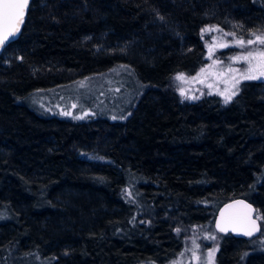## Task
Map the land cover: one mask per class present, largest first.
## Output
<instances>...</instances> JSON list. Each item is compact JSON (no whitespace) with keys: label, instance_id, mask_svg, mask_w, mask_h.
I'll list each match as a JSON object with an SVG mask.
<instances>
[{"label":"trees","instance_id":"trees-1","mask_svg":"<svg viewBox=\"0 0 264 264\" xmlns=\"http://www.w3.org/2000/svg\"><path fill=\"white\" fill-rule=\"evenodd\" d=\"M207 24L255 40L264 0H29L0 54V264H164L235 197L261 230L219 234L218 251L239 241L264 264V80L227 102L183 101L170 86L204 63ZM110 79L90 112L31 102ZM129 80L139 95L110 113Z\"/></svg>","mask_w":264,"mask_h":264},{"label":"rangeland","instance_id":"rangeland-1","mask_svg":"<svg viewBox=\"0 0 264 264\" xmlns=\"http://www.w3.org/2000/svg\"><path fill=\"white\" fill-rule=\"evenodd\" d=\"M200 32L205 47L204 63L191 74L183 72L175 73L170 83V86L176 91L181 100L191 101L203 95H217L222 102H227L237 94L241 82L246 80H264V76H261L259 72L248 73V63L245 60L241 59L236 61L230 59V57L237 55L243 56L249 51L256 53L264 50V45L259 43L247 45V41L249 39H254V37H239L232 31L221 29L215 24L204 25ZM257 36H264V34H259ZM241 39L245 42L244 47L239 46L237 43ZM252 63L255 65L257 61L253 60ZM229 69H232V71H229ZM249 74L255 75L257 78H245ZM109 75L112 76L110 73ZM179 75H183L184 78L182 80L176 79ZM110 81H112V79L105 83L106 87H104V81L95 82L80 80L78 81L79 84L76 82L68 85L69 87H51L52 89L50 90L57 93V96H52L53 99L50 100V98L47 97L41 99L38 97L31 99V102L34 105L39 101V104L43 108L57 111L62 115L74 113L77 104H89L83 107L90 112L92 111L90 107H104L99 106V100L101 99V95H104L105 92L107 93L105 88L107 89L112 86V84L109 85ZM81 82H83L82 85ZM119 85L121 88H114V102L112 101L113 103L109 107H106L110 113L115 111V107L118 109V112H121L122 106L120 105H125L133 100L135 96L139 95V92H136L133 88L135 85L134 81L129 80L128 83L125 81L123 85ZM42 92H44L45 95L49 93L46 90ZM62 92H64V94ZM64 95L70 96L73 101L70 102L64 100V98L61 99L60 96ZM73 105H75V107H73ZM256 216L261 220L262 217L259 214L256 213ZM206 227L208 226L205 225L200 228L193 227L184 241V247L180 254L172 261L164 264H223V259L218 256L221 254L228 256L230 253L231 256L225 264H252L256 259L258 252L251 253L242 249L239 241H237L236 244L230 243L232 252H225L223 250L220 253V251H218L220 235L214 231L213 226H211L210 230ZM258 240H261L260 237L257 241H254V243H257ZM227 244L228 241L225 242V246H227ZM209 253H211V255H209Z\"/></svg>","mask_w":264,"mask_h":264},{"label":"water","instance_id":"water-1","mask_svg":"<svg viewBox=\"0 0 264 264\" xmlns=\"http://www.w3.org/2000/svg\"><path fill=\"white\" fill-rule=\"evenodd\" d=\"M27 8L28 5L24 11L22 22L19 24V30L0 46V53L6 45L14 41L18 36L26 17ZM256 213L253 203L242 197H235L225 201L218 207L213 218L212 226L220 235L229 234L235 238L249 240L256 237L261 230L260 219H257ZM249 215L251 217L250 220L248 219ZM252 221H255L254 225ZM221 228L225 230L221 231ZM246 231H251V235H245L244 232Z\"/></svg>","mask_w":264,"mask_h":264},{"label":"snow or ice","instance_id":"snow-or-ice-1","mask_svg":"<svg viewBox=\"0 0 264 264\" xmlns=\"http://www.w3.org/2000/svg\"><path fill=\"white\" fill-rule=\"evenodd\" d=\"M27 5L28 0H0V46H2L10 36L14 35L15 32L19 30V24L22 22L24 11ZM237 43L241 47L245 46V42L242 39ZM254 43L264 45V36H257L255 40L249 39L247 41V45H252ZM230 59L236 61L243 59L248 63V73L259 72L261 76H264V50L256 53L249 51L243 56L237 55L230 57ZM253 60L257 61L255 65L252 63ZM229 71H232V69H229ZM183 78V75L176 77V79L179 80H182ZM245 78L256 79L257 76L249 74ZM82 84L83 82H81V85ZM73 107H75V105H73ZM248 219H251L250 215L248 216ZM257 219H259V217H257ZM252 224L254 225L255 221H252ZM220 230L224 231L225 229L221 228ZM176 231L179 232L180 229H176ZM244 234L251 235V231H246ZM209 255H211V253H209Z\"/></svg>","mask_w":264,"mask_h":264},{"label":"bare ground","instance_id":"bare-ground-1","mask_svg":"<svg viewBox=\"0 0 264 264\" xmlns=\"http://www.w3.org/2000/svg\"><path fill=\"white\" fill-rule=\"evenodd\" d=\"M28 9V8H27ZM1 54V53H0ZM215 231V230H214Z\"/></svg>","mask_w":264,"mask_h":264}]
</instances>
